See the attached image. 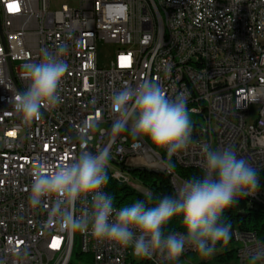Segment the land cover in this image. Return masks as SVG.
<instances>
[{
    "label": "built area",
    "instance_id": "built-area-1",
    "mask_svg": "<svg viewBox=\"0 0 264 264\" xmlns=\"http://www.w3.org/2000/svg\"><path fill=\"white\" fill-rule=\"evenodd\" d=\"M65 27V35L56 28ZM69 45L60 103L42 109L39 120L24 125L9 98L27 87L25 66L39 62L40 50ZM99 44L114 48L106 65ZM152 73L165 94L190 93L188 108L201 116L192 123L189 148L176 159L201 167L203 146L231 147L254 166L264 164V0H0V261L3 264H74L66 245V226L50 221L48 207L28 203L33 173L47 174L78 156L81 136L96 153L110 151L108 171L129 178L121 167L129 157L147 167L161 165L126 130L112 132L110 96L125 83L135 86ZM202 168V167H201ZM163 170V169H161ZM174 187V177L168 171ZM105 192V189H103ZM264 209V187L246 197ZM50 207V205H49ZM89 205L78 201V217ZM117 211L119 209H116ZM83 264H133L131 248L97 242L78 231ZM176 233V231L174 232ZM238 264L262 241L252 231L232 230ZM197 253L191 247L174 262L154 254L152 264H180ZM200 264V263H190Z\"/></svg>",
    "mask_w": 264,
    "mask_h": 264
},
{
    "label": "clouds",
    "instance_id": "clouds-1",
    "mask_svg": "<svg viewBox=\"0 0 264 264\" xmlns=\"http://www.w3.org/2000/svg\"><path fill=\"white\" fill-rule=\"evenodd\" d=\"M68 49L66 42L54 51L42 48L39 62L25 66L27 87L9 98L24 125L39 120L42 109L60 103L69 68L64 59ZM189 97L187 90L169 97L151 79L135 86L125 83L110 96L112 132L127 130L137 142L147 138L155 154L166 152L167 167L173 168L171 158L193 143ZM90 139L82 135L79 155L55 171L33 173L28 203L34 209L48 207L50 221L55 219L73 231H90L97 242H108L122 250L131 248L140 258L159 254L163 260L174 262L187 247L202 257H212L218 244L232 238L231 225L222 221L225 211L241 199L255 196L261 187L260 170L247 158L238 157L231 147L212 149L204 145L202 177L185 180L175 196H165L154 206H149L152 197L148 196L117 211L113 197L103 191L108 183L110 151L105 147L90 152L85 147ZM89 200L90 208L77 217V202ZM174 216L183 218L182 234L165 231ZM250 264H264V244L253 251Z\"/></svg>",
    "mask_w": 264,
    "mask_h": 264
},
{
    "label": "trees",
    "instance_id": "trees-1",
    "mask_svg": "<svg viewBox=\"0 0 264 264\" xmlns=\"http://www.w3.org/2000/svg\"><path fill=\"white\" fill-rule=\"evenodd\" d=\"M164 162L167 161V155H162ZM173 168H169L175 173L182 181H185L194 176H203V171L198 168H188L178 165L173 158H171ZM122 168H126L132 172V175L137 178L142 185L148 190V194H143L136 191L129 185L120 182L108 174V183L105 186V193L110 194L114 199V206L122 208L123 206H130L137 200H144L146 197L151 196L148 201L149 206H154L160 199L165 196H175L176 192L171 183L170 176L163 172L158 173L146 169H134L129 167L123 161ZM260 170L261 187H264V168ZM222 221L229 223L232 230L238 231H252L255 232L257 237L264 244V209L252 205L248 198L241 199L238 204L227 209L222 216ZM166 232L180 231L184 232L182 216H174L169 224L166 226ZM234 239L232 238L225 243L217 245L218 251L215 255L208 260H200V264H214L215 262H228L236 259V248L234 247ZM76 255V256H75ZM72 257L83 259L88 256L82 255L78 249L73 250ZM133 264H152L149 260L139 258Z\"/></svg>",
    "mask_w": 264,
    "mask_h": 264
},
{
    "label": "rangeland",
    "instance_id": "rangeland-1",
    "mask_svg": "<svg viewBox=\"0 0 264 264\" xmlns=\"http://www.w3.org/2000/svg\"><path fill=\"white\" fill-rule=\"evenodd\" d=\"M113 53H114V48H112V46H110L108 44H104V45L99 44L98 45V49H97V59H98L99 64L100 65L108 64L110 58H112V54ZM190 117H191L192 123H198V124H201V125L203 124L201 116L192 113V115L190 114ZM126 134L128 135L129 141H132V138L130 137V135H129L127 130H126ZM147 142L152 147V145L150 144V142L148 140H147ZM159 154L166 155L163 150H161L159 152ZM126 162H127L126 165L129 166V167H134V168L144 167L146 169L155 170V168H153V167H147V166L143 165L144 164L143 163L144 162V158H142L140 156L129 157ZM112 167H114L115 169H120L124 174L127 175V177L129 178V182L125 183V184L129 185L130 187H132L133 189H135L138 192H141L143 194H148V190L142 185V183L137 178H135L132 175V172L128 171L126 168H120V166H118L116 164H113ZM161 169L162 168H159V169H156V170H161ZM174 183L180 184V186H182V184H183L182 181H180V183H178L177 181H174ZM179 188L180 187H175V192L176 193L179 190ZM75 246H76L75 249H77L78 238L76 240ZM234 247L235 248L237 247V243L236 242L234 243ZM139 258L140 257H138L137 259H139ZM72 259H73L74 264H83V263H79L78 258H74L73 257ZM206 259L208 260L209 258L202 257L198 253H192V254L187 255L186 259L182 260L180 262V264L197 263L200 260H206ZM214 264H238V263H237V260L235 259V260H230L228 262H215Z\"/></svg>",
    "mask_w": 264,
    "mask_h": 264
},
{
    "label": "bare ground",
    "instance_id": "bare-ground-1",
    "mask_svg": "<svg viewBox=\"0 0 264 264\" xmlns=\"http://www.w3.org/2000/svg\"><path fill=\"white\" fill-rule=\"evenodd\" d=\"M147 2H156V0H147ZM56 35H65V27H58L56 28ZM144 79H151L152 80V73H145L143 74V80ZM190 110V114L192 115V108H188ZM141 141L142 143V146H144L145 150L148 151V152H152V154H154L155 156V161H157L158 164L161 165V168L163 169L162 171H168V173L171 174V176L174 177V181H177L178 183H180V181H182L175 173H173L168 167H167V164L166 162L163 161L162 159V155L159 154H155L153 148L148 144L147 142V139H143V140H139ZM166 154V152H165ZM175 162L182 166V167H185L183 166L182 162L179 161V159H176L175 156L172 157ZM257 167L258 169H263L264 168V164H262V166H255ZM154 168V167H153ZM194 168H198L200 169L201 171L202 168L201 167H194ZM108 174H110V176L116 180H118V178H116V173L113 172V171H108ZM184 183V181H182ZM105 189V187H104ZM78 204V202H77ZM77 204H76V208H75V215L78 217V211H77ZM81 205H89V201H86L85 203H81ZM115 209H120L119 207H115ZM176 233L178 234H182V232L180 231H176ZM78 238V246H77V249L80 253H82V245H80V241H79V232L78 231H73L71 229H66V245H71V249H75V244H76V240ZM263 244V243H262ZM76 256V255H75Z\"/></svg>",
    "mask_w": 264,
    "mask_h": 264
},
{
    "label": "water",
    "instance_id": "water-1",
    "mask_svg": "<svg viewBox=\"0 0 264 264\" xmlns=\"http://www.w3.org/2000/svg\"><path fill=\"white\" fill-rule=\"evenodd\" d=\"M134 169H146V168H144V167H137V168H134ZM146 170H151V169H146ZM152 171L158 172V173H163L162 170H152Z\"/></svg>",
    "mask_w": 264,
    "mask_h": 264
}]
</instances>
